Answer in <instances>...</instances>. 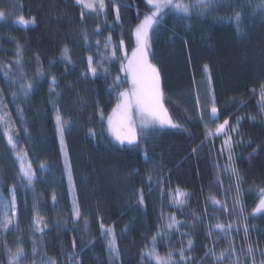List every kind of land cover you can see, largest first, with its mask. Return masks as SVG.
I'll return each mask as SVG.
<instances>
[{
    "label": "trees",
    "instance_id": "1",
    "mask_svg": "<svg viewBox=\"0 0 264 264\" xmlns=\"http://www.w3.org/2000/svg\"><path fill=\"white\" fill-rule=\"evenodd\" d=\"M0 10L6 14L0 19V100L10 113L17 151L27 152L35 172L31 186L21 182L18 161L0 126V206L14 189L18 224L8 232L0 230V264H8V250L15 252L20 245L22 264H48L49 259L58 264H112L111 257L117 264H156L147 250L157 234L158 254L171 251L178 264H218L206 255L210 250L225 252L219 264H233L230 246L239 264L264 261V212H252L264 188V0H213L203 14L197 9L190 14L165 10V18L150 33L149 58L160 73L163 102L179 127L142 132L134 145H121L112 137L107 117L118 92L130 85L121 62L126 63L124 53L130 56L136 46V25L152 10L146 0H105V10L99 13L77 0H0ZM236 12L242 16L238 27ZM20 15L35 22L14 24ZM109 36L116 58L98 66L95 76L82 75L88 56L96 64L100 54L107 55L104 43ZM17 47L25 76L12 84L3 73L4 66L11 65L10 77L19 75ZM65 47L70 59L63 57ZM38 70L44 74L38 75ZM27 82L33 87L25 98L19 83ZM213 98L215 120L210 118ZM56 108L69 122L63 138L79 219L72 211ZM225 119L226 134L206 138L205 125L214 132ZM228 136L231 153L224 145ZM230 163L239 181L226 171ZM177 188L187 193L183 205L173 200ZM213 196L219 204H213ZM37 215L43 219L42 233L35 232ZM171 216L180 221L178 229L167 228ZM101 223L114 229L118 257L109 250ZM217 223L233 228L225 234L215 229ZM249 244L252 256L246 254ZM73 251L77 255L70 259Z\"/></svg>",
    "mask_w": 264,
    "mask_h": 264
},
{
    "label": "snow or ice",
    "instance_id": "2",
    "mask_svg": "<svg viewBox=\"0 0 264 264\" xmlns=\"http://www.w3.org/2000/svg\"><path fill=\"white\" fill-rule=\"evenodd\" d=\"M78 3L82 4L85 8L94 11V12H103L105 10V0H77ZM147 5L151 7V11L146 13L143 19L136 25L134 29L135 38H136V46L132 49L131 55L129 56L127 52L124 53V59L127 61L125 64L123 61L121 62V71L126 75L127 81L130 84L128 89H124L119 91L117 94V103L115 107L112 109V112L107 117V126L108 131L111 133L112 137L119 142L121 145L127 143L128 145H134L138 140L137 133V124L133 119V113H135L139 117V128L140 130L147 131L153 129H163L165 127L176 128L179 127L176 123L172 121L170 116L168 115L167 109L164 107V95L161 88V79L160 73L157 67L151 63L150 60V33L154 30V28L160 24L161 20L165 18V10L166 9H174L177 12H181L184 14H190L192 9L199 10L200 14H203L204 11L208 10L210 5L213 3V0H193L192 3H185L183 0H146ZM5 12L0 10V19L5 18ZM116 19L119 20V9L117 7V15ZM242 16L240 12H236L234 16V20L237 24L241 22ZM35 22L34 18L25 19L23 15H20L13 23L19 25H29ZM87 39V37H85ZM97 47L99 48L100 42L97 41ZM120 48H123V41L119 42ZM104 49L107 55L100 54L101 60L97 61L96 64L93 63V57L90 55L87 57V69L82 75L87 76L89 73L95 76L97 74V67H103L106 62H110L116 58L117 48L113 46L111 43V36L106 38L104 43ZM21 49L17 47V55L15 59V64L20 68L19 75L15 78L10 77V68L11 65L4 66V77L10 80V83L16 84L21 79L24 78L25 73L23 71L22 61L20 59ZM68 48L65 47L63 50V57L65 59H70L68 56ZM107 72V68L104 69ZM205 72L207 73V66H205ZM38 75H43L42 70H38ZM120 77L117 76L114 79V86L119 87ZM208 83L210 85L211 78L208 77ZM52 84H56V78L52 77ZM32 83H19V91L23 94V97H27L32 90ZM54 92V89H50V93ZM58 95V93H57ZM13 99L18 98V94L16 92L12 93ZM261 100L264 101V91L261 92ZM54 106H55V102ZM197 103L199 100L197 99ZM17 111H22L19 108ZM218 109L215 106L214 98L211 101V110H210V118L215 120L218 118ZM101 118L103 119V112L100 113ZM201 120H203V115H201ZM57 131L61 137V150L65 155V170L68 174V182L70 189L73 187L72 174L70 166L67 162V153L63 146V135H64V125L69 123L65 121L59 108H56V116H55ZM229 120L225 119L223 123H220L216 126L215 131L213 132L211 129L205 125V136L206 138L209 136H214L217 134H226V129L228 128ZM0 126H3V134L7 137V145L10 146L11 152L14 154L15 159L19 161V177L21 182L27 183V185L31 186L35 179V172L32 168L31 161L28 160L27 152L25 150L17 151V143L18 140L14 138L13 124L10 121V113L6 111V106L3 104L2 100H0ZM236 129L234 128L233 131ZM224 145L227 148L228 152L232 151V142L231 137L228 136ZM195 151V149H193ZM255 151V150H254ZM229 161L231 162L232 156L229 155ZM41 169L45 167L43 163H41ZM226 171H230V173L237 178L239 181V172L238 170L232 166L230 163L226 166ZM237 189L239 190V183L237 184ZM13 194L11 199H8L2 206H0V230L4 232L10 231V226L17 227L18 224L14 219L17 215L16 210V199L14 194V189L12 190ZM187 193L176 189L175 195L173 196V200L177 205H183L185 203V197ZM53 200L55 201V196H53ZM213 204H219L220 201L216 200L213 196L211 197ZM143 195L141 194L139 197V203L143 204ZM239 201L237 200L236 204L239 206ZM225 211H227V207L225 205ZM73 215L75 218H79L81 216L80 209L76 204L75 200L73 201ZM233 211H237V208L234 207ZM243 207L239 206V213L242 219H247V217H243ZM253 215L264 212V188L259 189V201L256 204L255 208L252 210ZM170 223L167 224L168 229L179 228L180 221H178L174 216H171ZM43 223V219L38 215L34 219L35 232H43V228L41 224ZM102 232L105 234L107 238V246L112 253H115L116 256H119V249L117 247L116 235L114 229L112 227H105L103 223L100 225ZM215 229L220 230L222 233L227 234L232 230L233 225H224L221 223L215 224ZM239 231V227L236 229ZM243 230L245 233V237L248 235V227L245 224L243 226ZM157 235L152 236L153 247L150 250H147V256L150 259H154L156 264H178L177 261L173 260L172 252L170 251L166 256H160L155 247V241L157 240ZM186 235V233H185ZM209 235H211V230L209 231ZM35 245V241H33ZM193 241L191 239L188 240L187 245L190 249L192 247ZM73 249H75V242H73ZM33 254H35V247H33ZM253 247L249 244L246 250V254L248 256L253 255ZM233 259V264H239V257H236L235 248L230 246V253ZM77 254L75 251L69 254V258L75 257ZM180 259L185 260L184 249L179 250ZM206 255H211L218 262H221L225 258V252L219 253L217 255L215 252L211 250L206 253ZM261 255L264 256V252H261ZM24 256L23 246L20 245L17 247L15 252L8 250V264H20V260ZM143 256V254H142ZM48 264H56L55 260L49 259ZM72 264H77L75 260H73ZM252 264H255L253 259ZM264 264V261L261 262Z\"/></svg>",
    "mask_w": 264,
    "mask_h": 264
},
{
    "label": "rangeland",
    "instance_id": "3",
    "mask_svg": "<svg viewBox=\"0 0 264 264\" xmlns=\"http://www.w3.org/2000/svg\"><path fill=\"white\" fill-rule=\"evenodd\" d=\"M136 40V39H135ZM126 63H127V61H126ZM125 63V64H126ZM152 63V62H151ZM160 79H161V77H160ZM129 87H130V85H129ZM128 87V88H129ZM127 88V89H128ZM161 88H162V84H161ZM211 84L209 85V83H208V92L211 94ZM164 101V100H163ZM164 103V102H163ZM164 107L166 108V106H165V103H164ZM167 109V108H166ZM167 111H168V109H167ZM168 115L170 116V113H169V111H168ZM170 118H171V116H170ZM133 119L136 121V124H137V133H138V138H139V135H140V133H142V131L140 130V128H139V117L135 114V113H133ZM165 128H170L171 129V127H165ZM164 129V128H163ZM153 130H156V129H153ZM147 131H151V130H147ZM143 132H145V131H143ZM60 136V135H59ZM63 137H64V135H63ZM7 138V137H6ZM60 138V143H61V137H59ZM7 141V140H6ZM138 141V140H137ZM65 141H64V138H63V146H64V149H65V151H66V147H65V143H64ZM123 145H128L127 143H125V144H123ZM63 152V151H62ZM67 153V152H66ZM63 159H64V161H65V155H64V152H63ZM29 160V159H28ZM17 161V160H16ZM67 162H68V165L70 166V163H69V159L67 158ZM18 164H19V161H18ZM33 168V167H32ZM71 168V167H70ZM34 170V169H33ZM66 173H67V171H66ZM71 174H72V172H71ZM67 177H68V174H67ZM72 178H73V176H72ZM35 180V179H34ZM72 181H73V179H72ZM68 185H69V182H68ZM70 190V193H71V201H72V206H73V201L75 200V202H76V204L78 205V202H77V198H76V192H75V187H74V181H73V187L71 188V189H69ZM176 204V203H175ZM174 204V205H175ZM78 207H79V205H78ZM75 219H79V218H75ZM111 263L112 264H117V261L115 260V258L114 257H111ZM56 262V264H58V262L59 261H55ZM20 264H22V262H21V260H20Z\"/></svg>",
    "mask_w": 264,
    "mask_h": 264
}]
</instances>
